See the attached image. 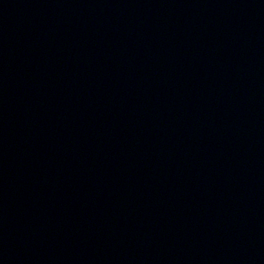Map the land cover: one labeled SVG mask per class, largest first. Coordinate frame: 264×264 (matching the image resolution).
Returning <instances> with one entry per match:
<instances>
[{"label": "water", "instance_id": "water-1", "mask_svg": "<svg viewBox=\"0 0 264 264\" xmlns=\"http://www.w3.org/2000/svg\"><path fill=\"white\" fill-rule=\"evenodd\" d=\"M0 264H264V0H0Z\"/></svg>", "mask_w": 264, "mask_h": 264}]
</instances>
